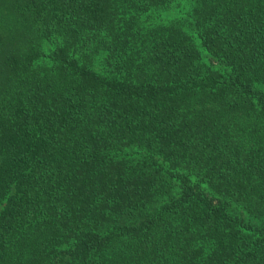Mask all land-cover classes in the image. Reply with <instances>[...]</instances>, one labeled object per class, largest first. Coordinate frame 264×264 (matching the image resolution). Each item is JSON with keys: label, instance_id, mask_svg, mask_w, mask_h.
Listing matches in <instances>:
<instances>
[{"label": "trees", "instance_id": "1", "mask_svg": "<svg viewBox=\"0 0 264 264\" xmlns=\"http://www.w3.org/2000/svg\"><path fill=\"white\" fill-rule=\"evenodd\" d=\"M0 264H264V0H0Z\"/></svg>", "mask_w": 264, "mask_h": 264}, {"label": "rangeland", "instance_id": "2", "mask_svg": "<svg viewBox=\"0 0 264 264\" xmlns=\"http://www.w3.org/2000/svg\"><path fill=\"white\" fill-rule=\"evenodd\" d=\"M173 11H175V10H173ZM203 56H204V58L207 59V60H209V59L211 60V58H212V57H209L206 53H203Z\"/></svg>", "mask_w": 264, "mask_h": 264}]
</instances>
